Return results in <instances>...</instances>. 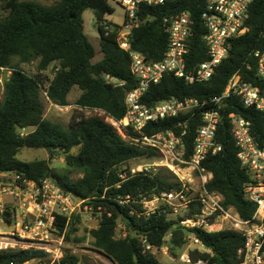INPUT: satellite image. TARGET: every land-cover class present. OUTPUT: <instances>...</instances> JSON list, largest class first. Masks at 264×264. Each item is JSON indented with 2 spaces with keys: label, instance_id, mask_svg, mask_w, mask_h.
<instances>
[{
  "label": "trees",
  "instance_id": "obj_1",
  "mask_svg": "<svg viewBox=\"0 0 264 264\" xmlns=\"http://www.w3.org/2000/svg\"><path fill=\"white\" fill-rule=\"evenodd\" d=\"M206 1L175 0L158 6H142L138 16L144 22L130 36L131 49L148 61H161L169 42L164 20L186 12L194 30L189 67L205 61L207 49L202 40L201 14ZM3 9L7 15L0 19V75L1 68L11 73L4 81L0 101V172H12L38 184L53 178L64 192L85 200L100 216L97 228L89 231L92 245L113 264H163L156 256L144 252L140 238L143 236L150 244L161 247L168 233L172 234L169 252L179 260L189 232L212 252H190L193 261L205 259L211 264H237V252L244 244L240 233L231 229L208 233L188 230L180 224L181 220L199 212L200 203L194 202L179 220L171 218L173 210L166 205H160L155 214H144L143 199L179 190L181 183L165 168L132 173L131 167L126 166L130 161H156L160 157L152 149L126 141L108 120L124 117L126 94L137 86L130 69V54L120 48L116 28L108 33L105 30L107 25L118 26L106 20L107 15L114 12L110 0H59L51 5L34 0H7ZM87 9L93 11L100 32L101 59L98 61H94L97 50L83 30L82 14ZM246 24L249 31L230 41L227 57L210 80L188 83L166 74L161 82L148 89L142 103L151 106L172 98L198 102L199 106L191 112L151 123L144 130L146 135L172 131L178 136L185 131L182 141L186 158L193 152L202 115L220 110L222 117L216 142L221 150L209 154L201 164L204 172L212 174L206 189L221 194L226 208H234L242 219L249 220L256 206L247 198L250 177L238 157L229 114L236 113L250 121L256 143L263 146L264 113L246 108L235 95L219 104L214 101L222 96L234 74L264 89V79L257 74L254 56L257 50H264V0L252 3ZM34 62L37 64L33 73L21 67ZM50 68L52 77L46 74ZM74 88L80 90L74 105L97 112L76 115L67 127L48 119L43 95L51 104L67 107L71 105L68 98ZM24 148L59 154L65 161L64 171L52 169L46 160H19L18 155ZM74 174L78 177L74 178ZM80 223V213L73 215L67 227L63 220L58 223L61 232L66 228L67 243L85 241V237L71 239ZM120 224L126 231L124 237H117ZM175 250H179L178 253H174ZM43 256L35 250L3 251L0 264ZM79 262L77 254L65 250L62 264Z\"/></svg>",
  "mask_w": 264,
  "mask_h": 264
},
{
  "label": "built area",
  "instance_id": "obj_2",
  "mask_svg": "<svg viewBox=\"0 0 264 264\" xmlns=\"http://www.w3.org/2000/svg\"><path fill=\"white\" fill-rule=\"evenodd\" d=\"M171 1L175 0H110L125 10V20L116 27L105 26V30L108 33L116 28L120 48L130 54V69L137 80V86L126 94L124 117L121 120L109 117L108 120L126 141L154 150L160 157L159 165L168 168L181 183L179 190L143 199L141 204L146 216L155 214L160 205H166L177 213L179 209H190L194 202H198L199 212L181 220L183 227L208 233L225 229L236 231L244 239L243 246L237 252V264H264V145L256 143L251 122L236 113L229 114L232 136L239 149L238 157L250 177L247 198L256 206L252 218L244 220L234 208L224 206L221 194L206 189L212 174L201 168L209 154L214 155L221 150L216 142V132L222 117L220 110L207 111L202 115L193 152L186 158L182 141L185 131L178 136L172 131L146 135L144 130L151 123L191 112L199 106L198 102L172 98L151 106L142 103V97L148 89L161 82L166 74H172L188 83L210 80L227 57L230 41L249 31L246 21L255 0L206 1L201 23L207 59L192 68L188 61L194 30L193 21L186 12L164 20L169 42L161 61H148L130 46L132 32L144 22L138 16L142 6H158ZM254 56L257 59V74L264 79V50H257ZM4 71L8 70L1 68L0 83L11 73L8 71L9 75L4 79ZM109 80L114 81L112 78ZM230 95L237 96L246 108L264 113V89L243 81L240 74H234L229 79L222 96L214 101L219 104ZM143 170L147 169L131 168L132 173ZM193 174L199 176L200 185L197 190L188 185L193 182ZM84 211L94 213L92 207L85 204V200L64 192L53 178H46L38 184L12 172H0V252L35 250L44 254L43 257L9 264H62L66 228L61 232L58 223L63 220L67 227L75 213L81 214ZM171 237L172 234L168 233L161 247L150 244L143 236L140 241L144 252L155 256L159 252L167 254ZM185 239L186 251L181 253L180 264H211L205 259L192 260L190 252L193 251L212 254L193 232H189Z\"/></svg>",
  "mask_w": 264,
  "mask_h": 264
},
{
  "label": "rangeland",
  "instance_id": "obj_3",
  "mask_svg": "<svg viewBox=\"0 0 264 264\" xmlns=\"http://www.w3.org/2000/svg\"><path fill=\"white\" fill-rule=\"evenodd\" d=\"M7 0H0V19L5 17L7 13L3 9V5ZM41 2L46 5H51L59 0H34ZM111 6L114 10L112 14L107 15L106 20L108 22H111L116 25H121L125 20V10L117 3L111 2ZM83 19V30L84 33L88 36L92 44L97 50V55L94 61H98L101 59L100 54V44H99V38H100V32L97 26V20L92 10L87 9L82 14ZM36 62L31 64H23L21 67L28 73L35 72L36 69ZM46 74L49 77H52L51 68L46 72ZM9 75L8 71H4L2 73V77L7 78ZM4 93V81L0 83V101L3 98ZM80 94V90L77 88H74L72 92L69 95V101L71 103L70 106L67 107H59L51 104L45 95H43V101L46 106L45 109V115L48 119L51 121L58 123L64 127L69 126L72 119L76 115H91L92 112H89L87 110H83L80 108H77L74 103L76 99L78 98ZM94 113V112H93ZM18 159L23 162H31L34 160H46L49 163V166L58 171L63 172L65 169V161L62 156L59 154L52 155L47 150L42 149H30V148H24L21 153L18 155ZM159 159L156 161L148 160V159H139V160H133L130 161L126 166L128 165L131 168H138L143 167V169H147L148 171H157V168H165L169 170L166 167L159 165ZM170 171V170H169ZM182 175V173H180ZM74 178H77L78 175H73ZM199 176L198 174H193V182L189 183L188 185L192 188L197 190L199 183ZM189 211V209H179L177 213L173 212V215H171L172 219L179 220L180 218L184 217L186 213ZM100 216L95 213H90L84 211L81 213V223L78 226V231L75 234L71 235V239L85 237V241L79 244H75L73 241L67 243L64 240V251L71 250L73 253L77 254L80 257L79 264H113L112 261L104 256L103 254L97 252L95 248L92 245V238L89 234V231L92 229L97 228L99 224ZM6 229L4 228L3 231ZM126 235L125 228L122 224H120L117 228V237H124ZM179 250H175L174 253H178ZM186 251V247L181 250V252ZM157 259L163 263V264H180L179 260L169 251L167 254L163 252H159L155 255Z\"/></svg>",
  "mask_w": 264,
  "mask_h": 264
},
{
  "label": "water",
  "instance_id": "obj_4",
  "mask_svg": "<svg viewBox=\"0 0 264 264\" xmlns=\"http://www.w3.org/2000/svg\"><path fill=\"white\" fill-rule=\"evenodd\" d=\"M135 260H136V257H135Z\"/></svg>",
  "mask_w": 264,
  "mask_h": 264
}]
</instances>
